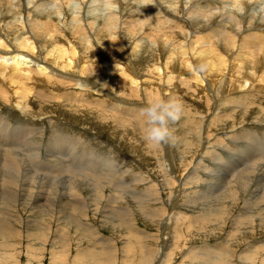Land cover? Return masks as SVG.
Returning <instances> with one entry per match:
<instances>
[{"label":"bare ground","instance_id":"obj_1","mask_svg":"<svg viewBox=\"0 0 264 264\" xmlns=\"http://www.w3.org/2000/svg\"><path fill=\"white\" fill-rule=\"evenodd\" d=\"M23 1H25V3ZM86 1L87 0H0V18L4 14L2 12L4 9L11 14H14V12L21 14L24 10L22 4L24 3L26 7L25 15L22 17L19 15V17H15L12 21L0 23V106L3 104L5 107L4 109L0 107V264H43L44 260L47 261L45 264H166L164 261H166L165 258L168 257V254L165 252L166 246L163 247L162 241L167 242V232L170 226H173L172 224L169 225V214H173L174 218L177 214V221L180 219V214L186 217V213L184 214L180 212V210L178 212H173V210L179 206L177 202L179 198L183 196V187L195 182H208V179L210 182H219L223 185H227L225 190L222 191L223 198L219 196L222 198L220 199L221 202L216 206H210L209 202L206 200L205 203L201 205L200 209L193 212L190 217V219H192L191 222H187L189 223L188 225L183 224L182 226L185 227L184 229H188L189 225L192 223H198V225L200 224L205 227V231L201 232L208 233L210 230L209 232L214 236L216 234L214 232V230H216L215 226H224V221L226 220L222 218L224 216L226 217L228 213V216H231L230 221L232 225L235 226L227 230L228 233L223 235V239H216L214 245H209L205 242L202 245L201 241H198V243L200 242L201 244L200 247H188L186 255L180 259L179 264H264V235L263 237H258V235L257 237L255 235V237H252L255 228L251 227V225L253 226L254 224H257L261 228L264 227V188L261 193L253 197L254 199L250 202L251 208L246 211L247 213L241 215V217L240 214H236L237 211L234 214L230 213L232 212L230 210L231 205L233 206L235 203L241 201L244 203L248 200L250 201L251 198H247L245 193L251 183L256 184L255 187H259V189L260 185L264 187V174H262L264 169H259L261 166L259 163L264 160V134L260 138V143H254L251 141L252 137H248V133H238L231 125L229 127L231 128L229 130L230 137H227L229 139V144L222 145L224 148V150H222L225 154L229 155V157L224 156V153L221 154L222 157H225L224 160L228 161V167L224 170L222 169V171L215 168L214 170H210L207 166L208 164H205V161H207L205 158L211 153L209 146L213 144L210 141L213 135L211 128L215 123L219 122V117H221L223 111L221 106L224 103L220 102L223 98H218V91L215 92L221 89L222 83L221 77H219L220 75L216 73V69H214V74L210 75L211 77L205 72H197L194 70L201 56L202 58L206 57L203 55V52L197 54H195V50L192 52L194 49L192 46L193 42L194 47H199L195 46V41L198 38L195 37L194 40L188 41L185 48L182 47V44L176 43L177 47L181 49V51L178 52L182 57L180 63L177 62L174 57L168 56V59H166L162 66L160 63L150 64L146 69V73H150L152 77L155 76V79L162 84L154 83V85L147 83L144 81L145 79L147 80V77L145 79L142 78L131 65V59H135L139 54L137 50L140 45L137 42H133V46L128 48L122 42V38L117 37L118 35L116 34L130 33V31L139 28L141 30L143 29L142 32L145 31L147 33V35H145L150 37L153 34L155 35V33L160 34L163 24H168L166 28L168 31L174 30L175 27L169 25L167 20L164 21L162 18H155L154 14L156 13L155 10L157 9V5L151 0H133L134 3H131L132 1L130 2V0H89L87 1L88 4L85 3ZM232 1L236 2V0ZM94 5H99V7ZM68 6H74L78 9H75L74 12V9L70 11L72 12V16L68 21L62 18V20H57L58 24H55L53 23L55 19L51 20V23L50 20L45 19L47 15L43 17L47 8H54L53 12L57 15L60 14V12L63 14L64 8L66 9ZM101 6L108 8L103 16L97 18L89 16L87 18L88 15L83 16L84 13H81L84 7L88 9H100ZM199 8L198 6H194L191 10L192 12L196 10L202 13V10ZM94 13L95 12L91 13V15ZM35 14H37V16H35ZM233 19L231 18L235 26L240 25L238 24L239 21H236L235 16H233ZM121 24L123 26H121ZM178 27L180 28V26ZM217 29L218 28H216V30ZM50 30L53 32L51 33V38H46L43 42L48 46L50 45L52 49L46 50L45 52L42 49V55V53H39L41 49L39 47V37H46ZM98 30H102L98 34L100 36H105L110 42H108V45L104 44L105 46L102 45V43V46L97 50L93 44L94 38L92 33ZM137 31L139 30L137 29ZM218 31L222 30L218 29ZM166 32L163 31L161 35H166L168 40H177V34ZM222 32L224 35V45L218 48L217 52L210 47L206 50V52L210 53L213 49L216 56L215 62L209 61L210 57L207 58L208 64L211 67L220 65L223 69L227 68L228 60L223 52H231V49L234 48L236 44L241 46V48L248 47L250 44V47L254 49L253 53L247 48V50L249 49L250 55L248 59H251L250 62L252 63L251 68L253 69L252 71L250 70L252 73H247V69L242 68L240 70L238 69V72H235L237 75L233 73L231 74L232 76L230 75L229 77L230 89L235 88L239 91H249L250 87L252 88L256 85L254 83L256 78L261 75L264 76V71H260V69H264V33L259 34L255 31L250 34L248 32L250 35L246 34L247 36L243 35L241 37L244 42V45H242L240 42L236 41L237 36L235 37L233 34L228 35L225 30ZM3 33H7L6 36H4ZM255 33L257 35L253 36ZM13 34L15 35L13 38L8 37ZM137 35L139 34L137 33ZM215 35L217 36V34ZM251 37L255 39V41L253 40L254 42L249 41ZM70 38L74 40L77 39L75 40L77 45L82 44L81 48H85L86 53H84L82 57L78 56L79 50L76 51L77 46H74V41ZM58 40L62 41L61 43L63 44L58 45V43H56ZM149 41L152 42V39ZM79 42L81 44H78ZM200 42H202V40ZM206 42L209 44V39H207ZM197 43L198 42H196V44ZM200 44L202 45V43ZM241 48L239 51H241ZM231 55L229 54L230 63L232 60ZM109 58L114 59L115 62L110 61L109 63V61H107ZM158 58L159 56L157 59ZM174 66L178 67V70L175 71ZM257 66L261 68L257 69ZM238 68H240V66H238ZM211 69L212 68H210L209 71H211ZM183 71L185 72L183 73ZM259 72L260 74H258ZM183 74L185 75L183 76ZM259 79L260 78H258V80ZM262 79L264 80V77ZM175 82L180 83L181 87L182 85L189 86L186 89L183 87V90H185V94L190 98L194 99L195 93L202 94L204 99L208 100L203 101L205 105L208 106V110L205 112L199 111L198 108H196V112L189 113L191 109L188 107L189 111L187 110V112H185V115L187 114L185 116L188 120L187 124L189 123L192 125L194 129L192 130L193 142L184 140V145L182 144L183 147L185 146L186 151H184L182 159V161L184 160V170L182 169L183 173L181 175L177 174V168L174 166V162L171 159L168 150L169 143H167L165 147L163 146L165 149L163 152L164 154L162 153V157L164 158L165 165L164 169H161L163 170V178H161L164 179L163 182L167 187H172L174 184L176 185V189H174L176 190L175 194L173 193L171 196L167 189L169 197H171L168 202L166 201L167 206H164V200L162 202L161 199H158L163 195L162 184L156 183L157 186L155 187L153 184L149 183L153 180L152 175L145 171L142 175L140 174L141 176H133L130 174L133 177L126 180L124 174H128V171L126 168L123 169L124 167L122 168L120 166L122 162L119 160H113L107 155V157H104L103 154L97 152L80 150V147L83 146L84 148L89 144L91 145H89V147H92L91 142L95 143V141L92 140L93 137H90V140L87 141L86 138V140H84L78 135H67L63 132L56 131L57 129L55 127H60V125L54 121V116L51 114L62 113L74 119H90L92 115L94 118L97 117L98 112H100V114L104 116L108 115L112 119L111 122H114L120 129H125L126 133L123 134L125 138L129 136L134 138L133 134L142 133L145 126L144 117L140 112L145 102L153 97L168 98L169 89L165 91L164 86L168 87L169 85H173L174 88H177L174 85L176 84ZM262 86H264V83ZM161 87H163L162 92L160 90ZM158 90L159 93H157ZM241 94H244V92H241ZM251 96H249V93L246 96H242L245 98V102L241 100L245 111L250 107L249 105H251V103L248 102ZM226 99H229V97ZM231 99H229V101ZM238 99H240V97ZM231 103H234V101ZM241 103L240 107L242 105ZM212 104L215 105L214 110L210 108ZM252 105L255 104L253 103ZM232 107L233 105H231V108ZM262 110H264V108L260 106V112H262ZM15 113L18 114L17 117L21 118V121H16L18 122L16 124L15 122L12 123L9 119V116H14ZM246 114L248 113H244L243 115L245 116ZM196 115H198V119L194 118ZM242 119H244V117H242ZM45 120L47 123L46 125L43 123ZM183 122L186 123V121ZM44 126L48 127V131H46V133L48 132L47 134L45 133L46 129L44 128L46 127ZM172 127L171 129L173 131ZM235 133L239 134V136L242 134L245 136V139L243 140L236 136L234 140V136L231 137V135ZM227 135L228 134H226V136ZM176 136L177 135H175V138ZM226 136L224 135V137ZM236 139L241 141L238 142L239 140L237 141ZM83 141L87 143L84 144ZM218 141H220V139ZM135 142H137V144L140 142L137 137ZM128 143L129 147L135 148V145L131 143L130 140ZM247 143L251 145V147L249 146L250 148L247 147L251 151H247V149L243 147ZM102 145L101 142L96 145V148H102ZM151 153L153 152L151 151ZM41 156L45 157L42 158L44 160L40 159ZM213 156L212 159L210 158V164H213L215 160H221L219 155ZM188 158H190V160H188ZM221 164H226V162L221 161ZM24 165L32 170H36L37 173L38 171H42L45 176L46 174L44 172H47L48 176L52 179H55L59 175L52 174L54 172L53 169L58 166H63L66 173H73L71 174V179L68 181V184L65 185L66 191H63L66 196L62 198V196H59L60 194L58 195L59 192L57 191L55 195L49 196V194L48 198L40 200L34 191V181L36 180L29 178L32 172L26 167L27 171H25L23 169ZM247 166L250 168L245 172L247 175L243 176V170L239 173L238 169H240L239 167L246 168ZM179 169H181V167ZM159 172L160 171H158V173ZM180 173L181 171L179 174ZM218 174L221 176H217ZM27 175L29 183H33L34 185L33 188L32 184L27 187ZM159 175H162V173H159ZM32 176H34V174ZM150 178L152 179L150 180ZM25 180L27 184L23 182ZM21 182H23V184H21ZM134 182H148V184L145 185L146 187L143 190L135 193L132 186ZM56 184H58V182ZM105 184H111L115 190V193L111 194L113 198L112 200L110 199L112 202H110L109 206L105 204L106 200H102L104 195L102 188ZM88 187L91 189V192H93L92 196H94L91 197L92 199L89 198L93 200L92 204H90V200L87 201L88 198L83 195ZM148 189H151L154 193H148ZM185 190L187 189H184V191ZM135 195L137 198L140 197V199H143L142 201L139 200V209L144 212L143 219H149L147 221L155 222V224L159 226V235H157L158 250L157 253L154 251L156 253L154 254V258L152 256L153 253L151 254L152 251H150L152 249V244L149 246L151 249L144 245L145 240L148 239V242L151 241V239H149L150 235L137 227L135 219L130 216L129 207L126 203H124V206H119L121 203L118 205V202H122L123 196L135 197ZM153 195H155L156 198L152 199L151 197ZM206 195L207 191L202 193L201 198L207 199L208 197L205 198ZM189 198L190 197H188V199ZM185 199L183 200L185 201ZM99 201H101L103 205H100ZM155 202L157 203L154 204L156 207L154 205L149 207V204ZM262 202L263 204H260ZM138 203L139 202H137V205ZM90 209L95 211V213L99 212L101 215L104 214L105 218L109 220L111 219V221H108L106 219L103 220L101 217L102 223H106L111 230L118 229L121 232L120 239L122 242L120 247H117L118 244L105 235L103 237L100 236L95 230V227H93L95 225L90 224V222L86 220V212ZM211 209H214L216 213H212ZM21 210L27 214L21 213ZM106 210L109 211L108 215H105L107 214ZM109 213L113 216H109ZM94 215L95 214H93V216ZM240 218H243V220ZM182 220H184V217ZM245 220L248 221L244 223L243 221ZM197 230L200 232L199 229ZM197 230H195V233ZM236 234H240V236L236 237ZM246 235L247 237L249 235V239L245 237ZM230 236L232 237L230 238ZM192 237L194 236H191V238ZM117 241H119V237ZM180 247L184 246L180 245ZM233 247H239L241 251L235 255L233 254ZM136 260H141L142 262H137Z\"/></svg>","mask_w":264,"mask_h":264},{"label":"rangeland","instance_id":"obj_2","mask_svg":"<svg viewBox=\"0 0 264 264\" xmlns=\"http://www.w3.org/2000/svg\"><path fill=\"white\" fill-rule=\"evenodd\" d=\"M87 1H89V0H87ZM87 1L85 2L86 4H88ZM151 1H153L157 5V9L155 10L156 13L154 14L155 15V18H157V19H161L162 18V20H164V21L167 20V22H169V25H171L172 27H175L174 30L172 29L173 32L172 31H168V29H166L167 26H168V24L166 23V24H163L162 25V28L163 29L161 28V33L160 34L159 33H155V35L153 34L154 36L151 35L150 37L146 36L147 33L145 31L142 32L143 29L141 30L139 28H137L139 31H137V29H136V30L130 31V33L129 32H126L125 34H123V33L116 34V35H118L117 37L122 38V42L128 48H131L133 46V42H137L140 45V47H138L139 49L137 48L138 49L137 50V53H139V54H138V56L135 59H133V60L131 59V62H132L131 65L135 68V70H137L138 74L140 76H142V78L145 79L147 77V80L146 79L144 80L147 83H151V84H154V83L155 84H158V83H160V81H157L155 79V76L152 77V75L150 73H148V74L146 73V69H147V67L150 64L153 65V63L154 64L155 63H160V65L162 66L163 63L166 61V59H168L167 58L168 56L174 57L176 59V61L180 63V59H182V57L180 56V54L178 52H180L181 49L179 47H177L176 43L182 44L183 45L182 47L185 48L187 46L188 41L194 40L195 37L198 38L195 41V46H199L200 48L199 47H194V45H193L194 42H193L192 43V46H193L194 49H193V51L192 50L191 51L194 52V50H195L196 51L195 54L202 53L203 52V55H205L206 57L203 56L204 58H202V56H201V59L198 61L199 63L197 62V65L198 64H201V62H203L204 64L207 65L208 64V59L207 58L210 57L209 58V61L215 62L216 61V56L214 54V51L217 52L218 51V48H221L224 45L223 44V41H224L223 36L224 35H223V32L222 31L225 30L228 33V35L233 34L235 37L237 36L236 37V41L237 42H240V44H242V45H244L243 44L244 42L242 41L243 39H241V37L243 35H246V34L250 35L252 32H255V31H257L259 34L264 33L263 32L264 31V27H263L264 26V0H254V1L253 0H236V2H233L232 0H230L231 2L229 0H151ZM23 2L25 3V1H23ZM130 2L131 3H134L133 0H130ZM24 3L22 4L24 6V8H23L24 10L22 12L20 11L21 14L15 13V12H14V14H11L10 12H8L7 10L4 9L2 11L4 14L0 18V23L7 22V21H12L15 17H19V15H21L20 17H22L23 15H25L24 13L26 12V7H25V4ZM94 6H98L99 7V5H94ZM158 6H159V8H158ZM194 6L200 7L199 9L202 10V13H201V11L198 12L196 10H195V12H192L191 9ZM53 9L47 8L45 10V13L43 14V17L47 15V17H45V19L46 20H50V22H51V20L55 19V20H53V23H55V24L57 23V20H59V19L62 20V18H63V20L68 21L70 19V17L72 16V14H71L72 12H70V11H72L73 9H74L73 12L75 11V9L78 10L74 6H72V7H69L68 6V7H66V9L64 8L63 14L60 12V14H57L56 15L53 12ZM107 9L108 8H106L104 6H101L100 9H94V8H92V9L89 8L88 9V8L84 7V9L81 11V13L82 12L84 13L83 16L88 15L87 18L89 16L90 17H96L97 18L99 16H103L107 12ZM48 11H49V13H48ZM79 11H80V9H79ZM246 11H248V12H246ZM93 12H95V13L91 15V13H93ZM122 12H123V10H122ZM120 13H121V11H120ZM162 13H163V15H162ZM35 16H37V14H35ZM233 16H235L237 22L239 21L238 24H240V25H236L235 26V24L233 22V20H234L233 19ZM202 17H203V19H202ZM204 18H206V19H204ZM231 18L233 20H231ZM150 20H152V19H150ZM67 24H69V23H67ZM121 26H123V25L121 24ZM178 26H180V28ZM213 27H215V28H213ZM216 28H218L219 30H222V31H218V29L216 30ZM162 30L164 32L168 31L169 33H175V34H177L178 35L176 37L177 40L176 39H174V40H168V37L166 35L165 36L161 35V34H163V31ZM237 30H238V32H237ZM100 31H102V30H98L97 32L92 33L93 38H94L93 39V44L95 45L94 47L97 48V50L102 45H104V44L105 45H108V42H110V41H108V39L105 36H100L98 34V33H100ZM49 32L47 33L48 36L46 35V37L45 36H43V37L40 36L39 37L40 38L39 39V47L41 48L40 51H39V53L40 54L42 53V55H43V51L45 52L46 50L48 51V50L52 49L50 45L48 46L47 44H44L45 42H43L44 40H46V38L47 39H50L51 38V33H53V32H52V30H50ZM132 32H133V34H132ZM134 32H135V34H134ZM168 32H166V33H168ZM137 33L139 35H137ZM3 34H4V36H6L7 33H3ZM142 34H144V35H142ZM215 34H217V36ZM254 35H257V34L255 33V34H253V36ZM13 36H15V35L13 34V35L8 36V37L9 38H13ZM138 36H140V37H138ZM184 36H185V38H184ZM206 36H207V38H206ZM209 36H211V37H209ZM97 37H98V39H97ZM148 38L152 39V42H150L149 41L150 39H148ZM237 38L239 39V41H238ZM70 39L72 41H74L73 42L74 43V46H77V50L76 51L79 50L78 51V56L82 57L84 55V53H86L85 48H83V47L81 48V45L82 44L80 42L78 44H81V45H77V43L75 41L77 39H75V40L72 39V38H70ZM207 39H209V41H210L209 44L206 42ZM143 40H145V41H143ZM201 40H202V42H200ZM247 40H248V38H247ZM253 40L255 41V39H253V37H251V39H249V41H251V42H254ZM214 41H216V42H214ZM61 42L62 41H59V40L56 41V43H58V45L63 44ZM196 42H198V43L196 44ZM150 43L151 44L153 43L154 45L152 44L153 45L152 46ZM200 43H202V45ZM203 43H204V45H203ZM45 45H47V46H45ZM51 45H53V44H51ZM203 46H205L206 48L203 47ZM202 47H203V49H202ZM209 47L214 49V51H213V49L211 50L212 53L211 52L210 53L206 52L207 48H209ZM146 48H147L148 51L146 50ZM240 48H241V46H239L238 44H236V46L231 49V52H223V54H225V56H227V60H228L227 61V68H224L225 70L220 65L215 66V67H211L208 64L207 65V70L205 71V73L209 74V77H211L210 75H213L214 74V69H216L217 75H220L219 77H221V82H222L221 83V87H220L221 89L216 90L215 92L218 91L217 92L218 93V98H223V100L221 99L220 102H223L224 103L221 106V108L223 109V111H222L221 114L224 115V116L221 115V117H219V122L218 123H215L214 126H212V128H211V130L213 132V135L215 137L212 135V137L210 138V141L213 143V144H211V146H209V148L211 149L210 150L211 153L209 154L210 157L207 155V157L205 158L207 160V161H205V164L206 165L208 164L207 166L209 167L210 170H214V168H215V169H218V170H221L222 171V169L224 170V169H226L228 167V161L227 160H224L225 157H222L221 154L224 153V151H223L224 148L222 147V145L229 144V139H228L230 137L229 136V134H230L229 133V130L231 129L229 127L231 125L233 126L234 130H236V132H238V133H240V132L248 133L249 134L248 137L249 138L252 137V140L251 141L254 142V143H260V138L264 134V110H262V112H260V106L262 108H264V86H262L263 83H264V80L262 78L264 76L261 75L262 77L261 76L258 77V78H260L259 80H258V78H256V80L254 82L256 85L253 86L252 88L250 87V90L249 91L248 90L247 91H239V90H237L235 88H231L230 89V87H229V77H230L231 74L234 73V74L237 75V73H235V72H238L242 68L243 69L244 68L247 69V73L248 72H251L252 69H253V68H251V64H252L250 62L251 59L249 60L248 58H250L249 51L250 52H253L254 49L252 47H250V44L248 45V47H242L241 48V51H239ZM247 48H249L250 50L248 49L249 50L248 51ZM42 49H43V51H42ZM234 49H236V50H234ZM172 50H174V51H172ZM175 52H176L177 55L175 54ZM235 52H236V54H235ZM229 54L230 55L232 54L231 55L232 56L231 63L229 61ZM240 54H242V55H240ZM158 56H159V58L157 59ZM246 58H247V60H246ZM234 60H236V61H234ZM107 61H109V63H110V61H114V59L109 58V60H107ZM259 63H263V62H259ZM234 65H235V69H234ZM238 66H240V68H238ZM107 67H108V65H107ZM209 67L212 68L211 71H209L210 70ZM258 68L260 69L261 67L257 66V69ZM174 69L176 71V70H178V67H175L174 66ZM260 71H264V69H262V70L260 69ZM184 72L185 71H183V73ZM258 74H260V72ZM184 75L185 74H183V76ZM149 79L152 80V81H150ZM260 80H261V82H260ZM160 84H162V83H160ZM260 84H261V87H260ZM174 85L177 88H174L173 85H169L171 88L169 86L168 87L167 86H164L165 91H167L166 89H169L168 90L169 93H168V96L167 97L168 98L171 97V98L179 99L183 103V105H184L185 112H187V110L189 111V109H191L189 111V113L190 112L191 113L196 112L197 111L196 108H198L199 111H205V112H207L208 106H206L203 101H208V100L204 99V97L202 96V94L195 93V97L193 99V98H190L188 95H186L185 94V90H183V87H184V89H186L189 86L187 87L185 85H182V87H181L180 83H176ZM162 88L163 87H161V89H160L161 92L163 90ZM255 88H256V90H255ZM241 92H244V94H241ZM157 93H159V90L157 91ZM248 93H249V96L252 95L251 98L249 97V100H248V102H250L251 105H249L250 107H248L250 109L247 108L246 111H245L244 105L241 102L242 101L245 102L244 101L245 98L242 97V96H244V95L246 96V95H248ZM159 96H160V94H159ZM228 97H229V99H231V97H232V99L229 101V99H226ZM239 97H240V99H238ZM236 99H238V100H236ZM233 101H234V103H231ZM225 102H227V103H225ZM237 102H238V104H237ZM239 102L242 104L241 107H240V103ZM253 103L256 106L255 105H252ZM231 105H233L232 108H231ZM235 105H236V107H235ZM257 105H259V106H257ZM0 107L2 109L5 108L3 104ZM188 107H189V109H188ZM210 108L212 110H214L215 105L212 104L210 106ZM238 108L239 109L241 108V109L239 110ZM230 109H233V110H230ZM244 113H248V114H246L244 116L243 115ZM17 115L18 114L15 113L14 116L13 115L9 116V119L11 120L12 123L15 122V124H16L19 121H21L20 120L21 118L17 117ZM51 115L54 116V119H55L54 121L57 122V123H59V125H60V127H57V126L55 127L57 129L56 131L63 132L64 134H67V135H71V134L72 135H75V136L78 135V136H80L84 140L87 139V141L90 140V137H93V138L95 137L94 139L92 138V140L95 141V143L91 142L92 147H89V145H90L89 144V145L85 146L84 148L82 146V147H80L81 149L80 148L79 149L82 150V151H85V150L87 151L88 150L90 152H97L99 154H103L104 157L110 156L113 160L114 159L115 160H119L120 162H122V165H120V166L122 168L124 167L123 169L126 168L127 171H128V174H124L126 180L131 179L134 175L135 176L140 175V174L142 175L145 171H146V173L152 175V177H153L152 182L153 183L151 181L149 183L153 184L155 187L157 186L156 183L162 184L161 186L163 188V195H162L161 198H158V199H161L162 202L164 200V202H165V205L164 206H167L166 203L171 199V197H169V194L171 196V195H173V193L175 194V191H176V190H174V189H176V185L175 184H174L175 186L173 185L172 187H167L165 185V183L163 182L164 179H162L163 178V170H161V169H164V165H165L164 164L165 161H164V158L162 157V153L164 152V149H165L164 147L167 145V143L166 144L165 143H161V144H159L157 146H151V148H150V146L145 143L144 139L142 138V133H140V132L138 134H133V137L134 138H132V136L131 137L130 136L129 137L126 136L127 138H125V135H123V134L126 133L125 129H120V127L117 126V125H115L114 122H111L112 119L108 115L107 116H104L103 114H100V112H98L97 117L94 118L93 115H92V117H90V119H86V118H83V119H74L72 117H67V116L63 115L62 113H59V114L56 113V114H51ZM186 115L184 114V116L182 117V119L180 121L176 122L174 125H171V127L173 126L172 127L173 128V131H172L173 132V136L174 137H175V135H177V136L175 138V143H169L168 150H169V153L171 155V159L174 162V166L177 168L176 170H177V174L178 175H181L183 173L182 169L184 170V167H183L184 166L183 165L184 160L182 161V159H183L184 151H186V149H185V146L183 147V145H184L183 143L186 140H190L191 142H193L192 141L193 140L192 139L193 138L192 130L194 129V127L192 125H190L189 123L187 124V121L188 120L185 117ZM230 115H232V116H230ZM235 115H236V117H235ZM226 117H228V118H226ZM242 117H244V119H242ZM194 118L195 119H198V115L194 116ZM16 121H18V122H16ZM183 121H186V123L183 122ZM43 123L46 125L47 124L46 123V120L43 121ZM178 123H181V124H178ZM229 123H230V125H229ZM233 123H234V125H233ZM238 124H240V125H238ZM44 127H46V128H44V129H46L45 130V133H46V131H48V129H47L48 127L47 126H44ZM81 133H82V135H81ZM226 134H228V135L226 136ZM251 134H252V136H251ZM224 135L226 137H224ZM236 136L238 138H242L243 140L245 139V136H243L242 134H240V136H239V134H236V133L231 135V137H233L234 140H235ZM136 137L140 141L139 144H137V142H135L136 141ZM213 137H214V140H213ZM125 139H127V140H125ZM217 139L218 140L220 139V141H218ZM129 140L131 141V143L135 142V143H133L135 145V148L134 147L133 148L129 147V143H128ZM236 140L238 141L239 139H236ZM240 141L241 140H239L238 142H240ZM83 142H84V144L87 143L85 141H83ZM101 142L103 144L102 145V148H96V145L99 144V143H101ZM104 143H105V145H104ZM218 144H219V146H218ZM249 146L251 147V145L250 144L248 145V143H247L243 147H245L247 149V151H251L249 149L250 148ZM247 147H249V148H247ZM98 149H101L102 151L101 150H98ZM160 150H161V152H160ZM112 151H113V153H112ZM151 151L153 153H151ZM154 155L155 156L157 155V156L155 157ZM211 155H212V157H211ZM213 155H219V157L221 159V160L219 159L220 161H218V160H215L214 161V163L216 162L215 163L216 165L214 163L213 164H210V160L214 157ZM123 156H124V158H123ZM224 156H228L229 157V155H227L225 153H224ZM43 157L41 156L40 159L41 160H44V159H42ZM160 157H161V159H160ZM235 157H237V156H235ZM155 160L158 161V162H156ZM188 160H190V158H188ZM221 161H225L226 164H221ZM136 162H138V163H136ZM158 163L161 164V165H159ZM261 163H259V165H261L259 167V169H264V160ZM176 165H178V166H176ZM25 167L28 168V170H30V172H32V173L34 172L33 173L34 176H32L33 174L30 173L31 175H29V178H32V179H35L36 180V181H34L35 182L34 183L35 184L34 191L36 192V194H37L38 198H40V200H44V198H48V195L49 194H50L49 196L55 195V193L57 191L59 192L58 195L60 194L59 196H62V198L64 196H66V194L64 193L66 191L65 190V185L68 184V181L71 179V174H73V173H70V172L69 173H66L63 166L62 167L61 166H58L59 168L56 167V168L53 169L54 172L52 174H54V175L55 174H59V175L55 179H52L50 176H48L47 172H44L46 174V176H45L42 171H38V173H39V175H38V173H37L36 170H32L29 167H27V166L24 165L23 169L25 171H27ZM180 167H181V169H179ZM239 168H240V169H238L239 173H240L241 170H243L242 175L245 176V175H247V173H245V172H247L250 167L247 166L246 168H242V167H239ZM201 170H200V172L202 173L203 170L202 171ZM158 171H160L159 173L160 174L162 173V175H159ZM180 171H181V173L179 174ZM140 172H142V173H140ZM41 173H42V175H41ZM130 174L133 175V176H131ZM262 174H264V171L262 172ZM60 175H62V176H60ZM222 175H224V174H222ZM217 176H221V175L218 174ZM154 177H155V179H154ZM29 178H28V175H27V179L26 180H27V183L28 184L26 183V180L23 181V182H25V184H27V187L31 186V184H32V188H33L34 187L33 183H29V181H28ZM151 179L152 178H150V180ZM54 180H55V182H54ZM207 181L208 182H203L202 181L201 183L195 182V183L189 184L188 186L185 185L183 187V193H182L183 196H181L182 198L180 197L181 199L179 198V200L177 202V204L179 206H178V208L174 209L175 211L173 210V212H176V211L178 212L180 210V212H182L184 214L186 213V217L183 214H180V219H178V221H177L176 220L177 214H176V217L175 218H174V215L173 214H169V223H170L169 225L172 224L173 226L172 227L170 226V229H169L170 231L168 230V232H167V236H168L167 237V242H163L162 241L163 247H165V246L167 247V248L165 247V252H167L168 257H169V258L168 257L165 258L166 261H164V262H166V264H179L180 259L186 255V251H187V248L188 247H193L194 246V248L195 247L197 248V247H200L201 244L203 245L204 242L205 243H208L209 245H212V244L214 245V242L216 241V239H223V235H225V234L228 233L227 230H230L232 227L235 226V225L233 226L232 225V222L230 221V217L231 216L230 217L228 216L229 213H228V215L226 217L224 216L222 218V219H225L226 220V221L223 220L224 221V224H225L224 226L222 225L223 227L222 226H219V227L218 226H215V229L216 230H214V232L217 234V235L215 234L216 236L215 235L213 236L209 232L210 230L208 231V233L210 235L208 233L201 232V231H205V227L203 225H200V224H199L200 225L199 226L198 223H192L191 225H189V228L188 229H184L185 227L182 226L183 224L184 225H188L191 222L192 219H190V217L192 216L193 212H196L198 209H200L201 205L204 204L206 200H207V202H209L210 206H216L217 204H219V202H221L220 199L223 198L222 197L223 196L222 195V193H223L222 191L225 190V188L227 187V185L226 184L223 185V184H221L219 182H216V183L215 182H210L209 179ZM23 182H21V184H23ZM57 182H58L59 185L56 184ZM134 183L132 184V186H133V191L135 193L140 192L141 190H143L146 187L145 185L148 184V182H144L145 184L142 183V182L141 183L134 182ZM55 186H56V188L58 190L55 188ZM255 186H256V184L251 183L250 186L248 187L247 192L245 193V196L247 198H249V199L251 198L250 201L248 200L245 203L241 201V202L235 203L233 206L231 205V207H230V210L232 211V212H230L231 214H234L237 211L236 214H240V217H241V215H244L245 213H247L246 211H248L251 208L250 207V202H252V200L254 199L253 197H256L259 193H261L262 190H263V188H264L262 185H260V189H259V187L257 188ZM43 188H45V189H43ZM61 189H62V192H61ZM106 189H108V190H106ZM167 189L169 190L170 193L168 192ZM184 189H187V190L184 191ZM191 189H192V192H191ZM202 189L205 190V191H207V195L205 196V198L208 197L207 199L201 198L202 193L205 192ZM86 190L84 191V194L83 195H84V197L88 198L87 201H89L90 200L89 198L94 197V196H92L93 195V192H91V189H89V187ZM102 190H103V194L105 195V196L103 195L102 200H104V201L106 200L105 204L107 206H109L110 205V202H112L111 200L113 198V196L111 194L115 193V190H114V188L112 187L111 184L110 185L105 184V186H103ZM148 193L153 194L154 192L151 189H148ZM217 193L218 194L220 193V194L218 195ZM214 195H217V196H214ZM109 196H110V198H109ZM192 196H194V197H192ZM212 196H214V197H212ZM219 196L222 197V198H220ZM133 197L134 196H132V197H125V196H123V200H122L123 203L122 202H118V205L121 203V205H119V206H124V203H126L127 206L129 207L130 216H131V218H134L135 219V222H136L137 227L139 229H142V230L146 231L150 235L149 236V239H151V241L148 242V239L145 240L144 241L145 242L144 245L147 248L151 249V247H149V246H151L150 244H152V249L153 250L151 249L150 251H152L151 254L153 253L152 256L154 258V256H155L154 254H156L157 253V250H158V236L157 235H159V229H158L159 226L156 225L155 222L147 221L149 219H147V220H144L143 219L144 212H142L141 209H139L140 201H142L143 199H140V197L137 198V196L135 195V197H134V199L136 200L135 201L133 199ZM188 197H190L191 199L190 198L188 199ZM216 197H217V199H216ZM126 198H128V199H126ZM129 198H130V200H129ZM151 198L153 199V198H156V197H155V195H153ZM183 199H185V201ZM182 201H184V202H182ZM137 202H139L138 205H137ZM89 203L92 204L93 203V200H90ZM101 203L102 202L99 201V204L100 205H103ZM154 204H157V203L155 202L153 204H149V207L153 206ZM260 204H263V202L260 203ZM89 211H91V212H89ZM211 211H212V213H214V212L216 213V211H214V209H211ZM20 212L21 213L22 212L25 213L23 210H21ZM108 212L109 211L106 210V213L107 214H105V215H108ZM135 212H137L138 214L135 213ZM98 213L97 212L95 213V211H93L91 209L90 210H87V212H86V214H87L86 220L89 221L90 224L95 225L93 227H95V230L100 234V236L103 237L105 235L106 237H108L109 239H111L113 242L117 243L118 244L117 247H120L121 242H122L121 239H120L121 232L118 229H115L116 231L115 230H111V228L106 223H102L101 217H102L103 220L106 219L108 221H111V219L109 220V219L105 218L104 214L101 215L100 213L99 214ZM25 214H27V213H25ZM93 214H95V215L93 216ZM140 214H141L142 217L140 216ZM110 215H112V214L109 213V216ZM97 217H98V219H97ZM183 217H184V220H182ZM243 218H240V219L243 220ZM185 219H186V221H185ZM247 221L248 220H245L243 222L246 223ZM187 222H189V223H187ZM100 223H102V224H100ZM178 223H180V224H178ZM154 225H156L157 227L154 226ZM256 225L257 224H254L253 226L251 225V227L255 228L254 231H253L254 234L252 235V237H255V236L257 237V235H258V237L259 236L260 237H263V235H264V227H262L263 228L262 229L261 227H259L258 225L256 226ZM201 227H203V228H201ZM197 229H199L200 232H198ZM172 230L174 231V233H173ZM195 230H197L196 231L197 234L195 233ZM261 230H263V231H261ZM193 231H194V233H193ZM217 231H219V232H217ZM191 236H194V237L191 238ZM203 236H204V238H203ZM239 236H240V234L237 235L236 237H239ZM118 237H119V241H117ZM231 237L232 236H230V238ZM245 237H247V235ZM247 238L249 239V235H248ZM198 241H201V244H200V242L198 243ZM148 243H149V245H148ZM179 244L181 246H184V247H180ZM233 249H234L233 250V254H235V255H236V253L238 254L241 251L239 249V247H233ZM182 250L183 251L185 250V251L183 252ZM154 251H156V253ZM45 262H47V261L44 260L43 264H45ZM137 262H142V261L141 260H138ZM162 264H165V263H162Z\"/></svg>","mask_w":264,"mask_h":264},{"label":"clouds","instance_id":"obj_3","mask_svg":"<svg viewBox=\"0 0 264 264\" xmlns=\"http://www.w3.org/2000/svg\"><path fill=\"white\" fill-rule=\"evenodd\" d=\"M194 70L205 72L207 65L198 64ZM140 112L145 122L142 138L146 144L175 143L171 125L180 121L185 114L184 105L179 99L153 97L145 102Z\"/></svg>","mask_w":264,"mask_h":264}]
</instances>
